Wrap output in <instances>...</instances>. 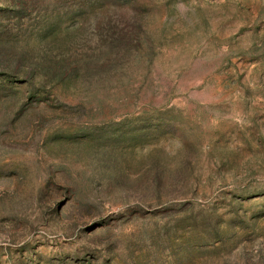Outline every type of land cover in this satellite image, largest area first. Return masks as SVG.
I'll use <instances>...</instances> for the list:
<instances>
[{
	"label": "rangeland",
	"instance_id": "374dc122",
	"mask_svg": "<svg viewBox=\"0 0 264 264\" xmlns=\"http://www.w3.org/2000/svg\"><path fill=\"white\" fill-rule=\"evenodd\" d=\"M0 264H264V0H0Z\"/></svg>",
	"mask_w": 264,
	"mask_h": 264
}]
</instances>
